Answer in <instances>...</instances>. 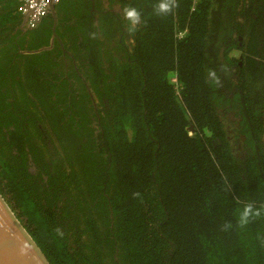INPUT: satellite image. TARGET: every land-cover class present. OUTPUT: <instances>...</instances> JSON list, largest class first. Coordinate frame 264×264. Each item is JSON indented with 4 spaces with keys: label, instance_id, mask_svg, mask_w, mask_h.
<instances>
[{
    "label": "trees",
    "instance_id": "obj_1",
    "mask_svg": "<svg viewBox=\"0 0 264 264\" xmlns=\"http://www.w3.org/2000/svg\"><path fill=\"white\" fill-rule=\"evenodd\" d=\"M120 1L137 10L138 21L108 13L103 27L135 36L128 60L106 57L113 66L105 70L104 42L84 37L80 47L94 75L87 79L99 97L106 90L114 109L103 118L111 157L104 159L100 146L99 168L87 165L96 198L81 201L73 193L69 203L82 216L72 218L63 185L52 184L50 196L34 190L5 149L0 193L49 264H264V0ZM23 2L0 0V49L13 45ZM161 3L170 11L161 12ZM70 5H56L59 19ZM86 12L71 11L88 23ZM52 24L48 14L32 30L43 35L29 49L48 46ZM60 27L59 20L63 35ZM78 27L91 35L98 29ZM231 110L246 113H234L239 128ZM104 192L112 230L110 220L104 230L91 214L94 202L108 203ZM248 205L253 214L241 223Z\"/></svg>",
    "mask_w": 264,
    "mask_h": 264
},
{
    "label": "flooded vegetation",
    "instance_id": "obj_2",
    "mask_svg": "<svg viewBox=\"0 0 264 264\" xmlns=\"http://www.w3.org/2000/svg\"><path fill=\"white\" fill-rule=\"evenodd\" d=\"M71 1L72 5L67 6L71 8L68 15L64 16L65 12L59 11L61 18L57 16L56 22L53 19L48 46L37 50L28 48L30 44L39 41L43 32L33 33L26 25V17H23L20 27L12 33L15 36L13 47L6 45L0 49V129L5 138V143L0 141V150L12 152L13 165L20 172L19 177L24 183H30L34 190L49 192L50 196L52 184L55 183L57 188H62L63 185L62 201L64 206L71 209L74 218L75 215L82 214L77 205L76 213L74 205L69 203L73 193L77 192L81 201L86 198L91 202L92 197L96 198L92 195L94 190H91L89 182L94 180L88 179L92 175L89 174L90 167L87 165L94 161L98 166L102 147L105 149L102 157H109L103 118L107 111L109 114L114 112L106 97V90L102 89L103 96L99 97L96 87L87 79L86 74L94 75L89 61L84 59L86 51L80 48L81 44L84 37L89 43H93L96 38L104 42L103 68L107 70L113 66V62H107L106 57L121 60L122 56H126L128 60L135 36L127 28H123V34H119L109 29V26L103 27V18L108 13L119 14L124 20H129L125 17L120 0H84L85 3L83 0ZM88 5L90 11L86 12ZM74 8L86 12L88 23L82 20L83 17L71 13ZM59 20V31L63 35L57 33ZM80 24L89 29L93 24L98 28L94 32L96 35L82 33L78 29ZM68 26L75 27L74 34L66 30ZM133 26L135 27L134 23ZM121 42L125 44L124 54L122 49L117 48ZM73 44L78 46L75 51L71 50ZM111 76H114V72ZM98 86L104 88L105 84L99 83ZM230 113L233 115L232 121L236 122L239 119H236L235 114H246L234 110ZM237 127L239 128V124ZM217 141L221 144L219 139ZM88 143L91 145L86 147L85 144ZM60 179L62 184H56ZM103 195L108 203L100 202V199L99 202H94L91 214L98 219L104 230L105 223L110 220L112 230V211L108 210V217L105 215V207L111 208L109 194L104 192ZM98 197L100 198V194ZM78 220L83 227V218ZM117 254L116 250L114 260L118 263ZM107 255H111V252L108 251Z\"/></svg>",
    "mask_w": 264,
    "mask_h": 264
},
{
    "label": "water",
    "instance_id": "obj_3",
    "mask_svg": "<svg viewBox=\"0 0 264 264\" xmlns=\"http://www.w3.org/2000/svg\"><path fill=\"white\" fill-rule=\"evenodd\" d=\"M49 12L56 22L54 0H50ZM0 264H49L41 249L1 193Z\"/></svg>",
    "mask_w": 264,
    "mask_h": 264
},
{
    "label": "built area",
    "instance_id": "obj_4",
    "mask_svg": "<svg viewBox=\"0 0 264 264\" xmlns=\"http://www.w3.org/2000/svg\"><path fill=\"white\" fill-rule=\"evenodd\" d=\"M58 2L59 0H54L55 4ZM49 11L50 0H24L21 8V14L26 17V25L30 30L36 29Z\"/></svg>",
    "mask_w": 264,
    "mask_h": 264
},
{
    "label": "clouds",
    "instance_id": "obj_5",
    "mask_svg": "<svg viewBox=\"0 0 264 264\" xmlns=\"http://www.w3.org/2000/svg\"><path fill=\"white\" fill-rule=\"evenodd\" d=\"M159 10L161 12H168L170 11V7L168 3H161L159 5ZM124 13H125V17L131 21H133L134 23L138 21L139 19V13L137 12V10L135 8H130V7H126L124 9ZM210 75L215 76V72H210ZM218 82V81H217ZM253 214V210L251 205H248L244 208L243 214H242V220L241 223H246L247 222V217ZM256 216H259L260 213L259 211L255 212Z\"/></svg>",
    "mask_w": 264,
    "mask_h": 264
},
{
    "label": "rangeland",
    "instance_id": "obj_6",
    "mask_svg": "<svg viewBox=\"0 0 264 264\" xmlns=\"http://www.w3.org/2000/svg\"><path fill=\"white\" fill-rule=\"evenodd\" d=\"M263 105H264V103H263Z\"/></svg>",
    "mask_w": 264,
    "mask_h": 264
}]
</instances>
